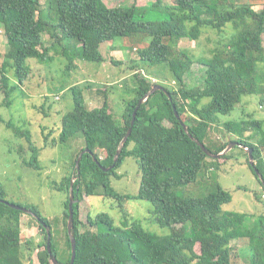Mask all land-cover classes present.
Returning <instances> with one entry per match:
<instances>
[{"label": "trees", "instance_id": "1", "mask_svg": "<svg viewBox=\"0 0 264 264\" xmlns=\"http://www.w3.org/2000/svg\"><path fill=\"white\" fill-rule=\"evenodd\" d=\"M42 5V0H0V29L7 45L0 65V91L4 89L7 107L13 104L14 93L30 80L32 61H54V56L48 55L56 43H64L62 55L68 61L67 69L77 67L76 59L101 64L104 61L101 45L116 38L148 44L137 48L138 57L131 60L136 85L121 122L115 120L107 101L102 107L89 109L83 89L78 86L71 89L74 107L62 116L58 142L66 144L81 133L86 144L83 150L89 149L92 154L83 155L79 168L76 160L71 174L58 185L59 191L67 193L64 208L69 247L66 261L62 262L52 235L51 249L59 263L69 264L71 260L67 223L69 191L74 179L73 235L77 242L74 264H232V242L245 238L251 252L250 264H264V214L258 221H250L247 214L225 211L232 195L220 186L204 197L179 192L180 188L196 183L206 167L208 155L200 143L219 154L231 141L253 149L256 163L251 165L248 161V164L264 189L261 148L252 137L244 136L248 127L263 131L264 122L241 120L242 123L223 124L237 138L231 136L228 142L219 145L211 136L213 124L221 122L220 116L231 115L245 97L263 95L261 103H264V6L258 11L241 0H175L172 5L157 0L142 7L135 3L109 6L103 0H46L45 6ZM154 12L161 17H153ZM228 27L233 30L230 34ZM207 30L217 34L209 57L195 58L178 48L179 40L199 41ZM46 33L56 41L50 47L43 44ZM162 65L167 67L175 86L168 88L162 84L165 91H156L139 105L156 84L152 79L157 84L159 80L156 75H144L142 71L145 66ZM193 72L195 81L188 83L187 77ZM191 83L195 84L190 86ZM136 110L132 133L115 162ZM187 114L190 117L185 120ZM0 122L5 123L1 115ZM6 124L13 129L14 136H25L29 143L33 154L23 159L24 163L41 170V149L34 144L31 131L11 121ZM262 135L264 144V132ZM49 136L44 137L45 147L49 146ZM207 144L214 145L213 149ZM99 151L105 154L104 158ZM129 157L136 160L141 174L139 191L134 196L120 194L112 185L113 178L120 179L118 170ZM223 158H228V154ZM113 165L109 171L103 169ZM96 197L116 204L114 207L122 214L121 223L106 211L89 214L86 222H82L80 205ZM257 199L261 200V196ZM130 200L149 202L152 221L167 233H153L130 221L125 208ZM14 205L36 213L52 234L51 222L37 207L8 201L0 184V264H26L35 250L32 240L22 241L21 216L25 213ZM41 223L45 237L38 246L44 250L38 253V258L41 264H53L47 248V230ZM175 226L178 231H173Z\"/></svg>", "mask_w": 264, "mask_h": 264}, {"label": "rangeland", "instance_id": "2", "mask_svg": "<svg viewBox=\"0 0 264 264\" xmlns=\"http://www.w3.org/2000/svg\"><path fill=\"white\" fill-rule=\"evenodd\" d=\"M109 6L136 4L139 7L152 5L157 0H103ZM166 5L175 4V0H162ZM250 3L254 9L260 11L264 6V0H241ZM238 2V1H237ZM45 6L46 0H42ZM161 17L158 12L153 17ZM232 28H227V33H232ZM264 42V34H263ZM217 34L214 31L204 32L199 41L181 39L177 46L187 51L195 58L209 57L210 50L215 46ZM53 38L49 34L43 35L44 47H50ZM67 43H71L67 41ZM149 43V40H148ZM51 47L48 56H54V61L39 63L37 60L31 62L32 75L19 91L13 96V104L9 107L5 104L4 89L0 91V115L5 123L0 122V184L6 192L8 201L23 206H35L42 216L51 222L54 244L57 248L58 259L66 261L68 256V243L65 230V208L64 203L67 193L59 191L58 185L61 179L71 174L72 166L77 156L85 148V140L81 133L76 134L66 144H59L58 139L62 127V116L73 107L72 87L78 86L83 89L86 105L89 109L102 107L107 101L109 109L115 120L121 122V115L127 100L132 95V88L136 85L134 77L135 70L130 69L131 60L137 59V48L146 47L147 43H136L134 40L116 38L113 41L101 45V53L104 61L99 63H87L76 59L75 68L67 69V59L62 55L64 43L55 44ZM58 49V52L56 50ZM7 53L6 38L2 28L0 29V65ZM115 62H122L118 65ZM144 75L159 77L158 83L174 87L171 81L170 72L165 65L152 67L145 66ZM198 74V72H197ZM11 80H14L13 71L9 73ZM169 76L170 80H167ZM196 74L188 75L187 82L195 81ZM154 82V81H153ZM195 83H191L193 86ZM0 86L1 74H0ZM261 96H248L240 103L236 110L229 116H220L221 122L213 124L212 137L217 140V145L228 142L232 132L223 124L232 121L242 123L256 121L264 122V103H261ZM207 102V100H204ZM190 117L185 116V120ZM7 121L13 122L16 126H22L23 130H30L34 144L41 149L39 156L41 170H35L27 166L23 159H29L32 151L25 136H15L13 129L7 128ZM167 126L170 124L165 123ZM264 132L248 127L244 133L245 137H252L253 142L259 144L264 160V144L261 142ZM46 135L49 136L48 147H45ZM56 139V145L53 141ZM234 144L230 142L228 145ZM45 145V146H44ZM208 145V144H207ZM23 147V150L20 147ZM214 147V145H208ZM215 149V148H214ZM228 154V158H223ZM220 157L208 156L206 167L198 177L196 183L184 186L179 189L183 194L193 197H204L214 192L218 186L222 187L232 195V201L224 206L225 211L247 214L250 221H258L264 214V189L257 179L256 172L248 164L247 151L234 144L232 149ZM101 158L105 154L99 151ZM256 163V161H254ZM120 179L113 178L112 185L115 190L123 195H137L140 187L141 174L139 166L133 157H129L123 166L118 170ZM261 196V200L257 199ZM125 207L130 221L134 220L144 229L153 233L166 234V229H161L152 220L149 210L151 204L142 200H130ZM116 204L106 200L104 197L88 198L80 205V218L86 222L89 214L96 215L100 211H106L121 223L122 214L114 207ZM110 210V211H109ZM22 241L32 240L35 243V250L31 259L26 264H41L38 253L44 250L39 243L44 242L45 233L40 228L39 222L29 214L21 216ZM84 230V227L81 228ZM173 227V231H178ZM38 246V247H36ZM232 264H250V249L248 239H239L232 242Z\"/></svg>", "mask_w": 264, "mask_h": 264}, {"label": "water", "instance_id": "3", "mask_svg": "<svg viewBox=\"0 0 264 264\" xmlns=\"http://www.w3.org/2000/svg\"><path fill=\"white\" fill-rule=\"evenodd\" d=\"M159 90L165 91L164 86L159 84V83L155 84L152 87V89L140 100L139 105L146 102L152 96V94H154L156 91H159ZM136 113H137V110L133 114V120L131 123V128L128 130L127 135L124 137V139L122 140V142L118 148L117 154L115 156V162H117L118 157H119L125 143L127 142L129 136L132 133V128L134 126V122H135V118H136ZM176 116L179 117L177 112H176ZM184 127L187 128L186 125H184ZM234 144L228 145L227 148L223 152H221L219 154H214L211 151H209L208 149H206L205 145L200 143L201 148L206 152V154L208 156H213L216 158L223 156L226 153H228L232 149ZM237 145H239L240 147L244 148L247 151L248 157H249V162L251 165H254L253 149H250V148H248V147H246L240 143H237ZM85 153H91L92 154V151L89 149H85L79 154L78 159H77V163H76L77 168H79L80 161H81V159ZM113 167H114V165L110 166L108 168H103V169L105 171H109ZM255 170H256V168H255ZM257 172H258V170H257ZM259 176L261 178V175H259ZM262 183H264L263 180H262ZM74 203H75V195H74V179H73L71 181V186H70V191H69V205H68L69 218H68V223H67V231H68L70 241H71V260H70L69 264H74L75 260H76V256H77V242H76V239L73 235V229H74V209H73V206H74ZM14 207H16L17 209H21L25 214H29V215L33 216L34 218H36V220L42 222L41 223L42 226L47 230V248H48L49 254L51 255V260H52L53 264H60L59 261L57 260V258L52 253V249H51L52 234H51V231L49 229V226L45 222L41 221V218L36 213H34L32 210L25 208V207L16 206V205H14Z\"/></svg>", "mask_w": 264, "mask_h": 264}, {"label": "built area", "instance_id": "4", "mask_svg": "<svg viewBox=\"0 0 264 264\" xmlns=\"http://www.w3.org/2000/svg\"><path fill=\"white\" fill-rule=\"evenodd\" d=\"M153 81H154V82H153ZM152 82H153V83H157V80H156V79H152ZM263 197H264V196H263Z\"/></svg>", "mask_w": 264, "mask_h": 264}, {"label": "clouds", "instance_id": "5", "mask_svg": "<svg viewBox=\"0 0 264 264\" xmlns=\"http://www.w3.org/2000/svg\"><path fill=\"white\" fill-rule=\"evenodd\" d=\"M157 84V83H156ZM29 216H31V215H29ZM33 217V216H32ZM36 219V218H35ZM38 221V220H37ZM39 223H40V221H38Z\"/></svg>", "mask_w": 264, "mask_h": 264}, {"label": "crops", "instance_id": "6", "mask_svg": "<svg viewBox=\"0 0 264 264\" xmlns=\"http://www.w3.org/2000/svg\"><path fill=\"white\" fill-rule=\"evenodd\" d=\"M262 38H263V36H262ZM263 45H264V42H263Z\"/></svg>", "mask_w": 264, "mask_h": 264}]
</instances>
